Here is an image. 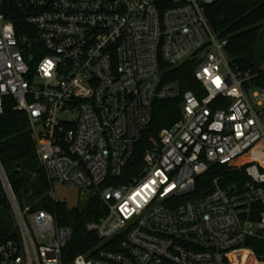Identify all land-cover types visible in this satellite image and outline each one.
<instances>
[{"label":"built area","instance_id":"obj_1","mask_svg":"<svg viewBox=\"0 0 264 264\" xmlns=\"http://www.w3.org/2000/svg\"><path fill=\"white\" fill-rule=\"evenodd\" d=\"M217 1L0 0V115L11 97L53 190L74 186L105 212L86 225L101 243L66 261L74 229L22 208L0 162L17 223L0 264H264L245 245L264 240V87L231 65L206 15ZM7 2L24 12L21 35ZM185 65L195 89L174 77ZM177 99L179 119L132 170L155 102ZM215 164L249 180L190 197Z\"/></svg>","mask_w":264,"mask_h":264},{"label":"trees","instance_id":"obj_2","mask_svg":"<svg viewBox=\"0 0 264 264\" xmlns=\"http://www.w3.org/2000/svg\"><path fill=\"white\" fill-rule=\"evenodd\" d=\"M6 6H12L7 15L15 21L19 34H23L27 30L23 10L13 2H7ZM206 15L218 37L228 40L226 51L233 68L250 76L246 87H264V68L261 67L264 63V0H218L207 6ZM180 70L174 77L183 81L185 89H195L190 65ZM180 114L179 99L155 102L153 121L137 147L132 170L141 166L145 150L157 140L160 130L172 126ZM0 162L22 208H29L31 212L47 210L56 216L60 225L74 229V236L64 249L66 261L79 253L93 251L101 243L99 235L86 228L88 222L105 215L101 200L93 196L86 203L70 207L53 197V183L39 160L28 115L14 109L11 97L7 99L4 114L0 115ZM248 180L243 169L226 170L225 166L215 164L198 177L196 190L190 197L205 196L217 186L228 188L233 183L242 186ZM263 209L261 206L253 208L254 214ZM13 224L12 205L0 178V234L17 237V231L12 230ZM245 245L264 257V240L249 238ZM231 258L235 260L234 255Z\"/></svg>","mask_w":264,"mask_h":264},{"label":"rangeland","instance_id":"obj_3","mask_svg":"<svg viewBox=\"0 0 264 264\" xmlns=\"http://www.w3.org/2000/svg\"><path fill=\"white\" fill-rule=\"evenodd\" d=\"M261 67L264 68V63L262 64ZM255 107L258 110L263 109L262 107L258 106L256 103H255ZM53 194L56 199L66 202L70 207H76L79 205V203H83L84 201V199L79 196V190L77 188L71 185H64L58 182L55 183L54 185ZM12 230L17 231V223L15 217H14V224L12 226Z\"/></svg>","mask_w":264,"mask_h":264},{"label":"water","instance_id":"obj_4","mask_svg":"<svg viewBox=\"0 0 264 264\" xmlns=\"http://www.w3.org/2000/svg\"><path fill=\"white\" fill-rule=\"evenodd\" d=\"M202 61H203V58H201L198 61H196L195 63H193L191 66L192 70H195Z\"/></svg>","mask_w":264,"mask_h":264},{"label":"bare ground","instance_id":"obj_5","mask_svg":"<svg viewBox=\"0 0 264 264\" xmlns=\"http://www.w3.org/2000/svg\"><path fill=\"white\" fill-rule=\"evenodd\" d=\"M239 254H241V252L237 253V255H239ZM232 255H233V254H232ZM232 255H231V256H232ZM234 256H235V259H236L237 256H236V255H234ZM237 258H238V257H237ZM231 259H232V258H231ZM233 261H234V260H233Z\"/></svg>","mask_w":264,"mask_h":264}]
</instances>
